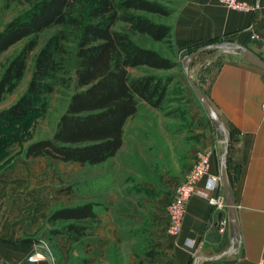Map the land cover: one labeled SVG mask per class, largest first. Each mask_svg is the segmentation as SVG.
<instances>
[{"label": "crops", "instance_id": "1", "mask_svg": "<svg viewBox=\"0 0 264 264\" xmlns=\"http://www.w3.org/2000/svg\"><path fill=\"white\" fill-rule=\"evenodd\" d=\"M257 1L256 13H244L226 9L216 0H179L175 16L166 24L171 27L173 46L190 50L194 45L218 39L249 49L264 60V0ZM213 56H196L197 62L190 63L189 75L217 114L227 136L226 143L200 106L191 109L192 123L183 131L175 127L171 132L169 119L161 116L158 124L164 127L158 133H127V121L121 148L102 163L113 160L118 169L131 167L125 161L123 166L122 159H118L126 147L125 136L129 134L136 148L126 161L134 158L149 173L148 177L142 174L141 179L124 175L122 182H114L111 177L109 201L113 207L124 201L125 211L120 215L111 209L110 213H100V219L108 221L110 241L128 243L132 251L139 234L143 241L146 239L139 247L152 251L153 257L142 264H194L197 259L202 260L201 264H258L264 257V119L260 112L264 103V72L241 57L217 62L219 57ZM225 144L226 174L235 207L236 229L231 225L226 204L217 209L209 203L212 198L224 197L221 156ZM141 146L139 151L143 155L137 151ZM203 149L216 151L209 158L208 176L196 185L178 235H168L164 205L196 154ZM28 170L23 161L9 167L0 166V195L15 196L19 211L14 217L20 220L37 202L31 192L23 196L26 188L21 194L22 190L16 186L23 178L30 177ZM210 177H219L221 182L210 188ZM104 179L101 177L97 182L102 183ZM96 203L102 205V202ZM130 203L138 206L130 208ZM120 220L126 223L125 239L120 237ZM214 232L218 237L209 240ZM29 252L28 246L0 242V264H20Z\"/></svg>", "mask_w": 264, "mask_h": 264}, {"label": "trees", "instance_id": "2", "mask_svg": "<svg viewBox=\"0 0 264 264\" xmlns=\"http://www.w3.org/2000/svg\"><path fill=\"white\" fill-rule=\"evenodd\" d=\"M10 1L22 4L23 9L0 31V55L28 41L2 67L0 102L23 79L27 59L38 47L37 36L46 30L54 32L34 54L26 90L0 113V119L21 121L39 111L57 88L72 90L52 136L30 143L23 152L25 158L50 157L63 163L99 165L121 148L124 126L136 115L139 102L162 110L173 77L129 75V69L139 67L160 71L177 68L171 59L131 39L135 34L156 42L170 38V26L143 15L168 16L170 10L160 0ZM118 24L125 27L116 28ZM2 146L0 156L5 153ZM97 207L94 202L62 207L53 211L48 221L51 225L71 222L65 228L78 241Z\"/></svg>", "mask_w": 264, "mask_h": 264}, {"label": "rangeland", "instance_id": "3", "mask_svg": "<svg viewBox=\"0 0 264 264\" xmlns=\"http://www.w3.org/2000/svg\"><path fill=\"white\" fill-rule=\"evenodd\" d=\"M160 2L170 10L168 16L143 15L156 23L166 25L171 22L175 16L176 11L179 8V0H160ZM22 9L23 5L18 2L0 0V31L5 24L17 16ZM124 27V24H118L116 28ZM53 32L54 29L46 30L37 36L38 47L30 53L27 59V68L24 77L14 92L7 95L4 100L0 102V113L11 106L26 90L32 71L34 54ZM131 39L137 45L156 50L162 56L171 59L177 64V68L170 71L153 70L146 67L129 69V75L131 78L154 74L163 77H173V81L168 85L166 101L162 110L153 109L146 103L139 102L136 115L127 120V133L138 131L156 134L158 131L163 130L161 128L164 127V124H158V117L161 116L169 119L167 121L168 124L170 123L171 127L170 125L167 126L170 127L171 132L175 127L176 129L180 128L181 131L187 130L189 124L192 123L191 118H189L192 112L191 109H198L200 107V103L198 102L190 84V79L195 83L189 75L191 61L197 62L195 61L196 56L202 55V57L205 58L209 54L211 56L214 55L213 57L217 55L219 57L216 59L217 62L231 60L234 57L242 58L241 54H237L231 50L209 49L193 57L187 70H185L183 67L184 59L191 53L207 46L229 43H224L225 41L223 40L211 44L200 43L194 45L190 50H182L175 49L171 38L162 42H156L148 36L135 34ZM27 41L28 40H23L22 42L17 43L0 55V75L2 73V67L5 65L6 61L20 52ZM187 73L190 79L188 78ZM71 92V89L65 90L63 88H57L55 92L47 96L45 105L42 106L39 111L29 114L21 121L3 122V120L0 119V144L3 143L2 147L5 149L4 155L1 154L0 156V166L4 167L7 165L9 167L10 165L13 166L23 161L25 166L29 169L26 171L27 176L30 177L23 178V181H20L16 186L22 190L21 194L24 188H26L25 190L27 193L23 194L24 197L29 196L30 192L32 197H37L35 206L31 208V211L28 214L21 217L20 220L14 217L15 214L17 216V211H19L17 208L19 204L15 196L11 195L9 197V194L0 195V202L2 203L0 204V242L28 246L30 252L27 255L33 252L42 253L44 260L40 263L142 264L153 257L152 251H147L149 249L142 250V248L139 247V245L146 241V239L143 241V238L139 234L137 242L131 251V247L128 243H115L114 241L109 240V236L107 235L109 232L107 227L108 221L100 219V213H103L104 211L108 213L111 211H118V215L125 211L124 201L120 203L119 206L114 207L109 201L108 195L110 194L109 190L112 186L110 185L112 178H114V182H122L124 175H131V177L136 175L135 178L138 179L142 178V174L143 177L149 176V173L144 170L146 166H142V163L138 164L134 158H132V161H126V158L130 156L136 148V146H134V141H130L132 139L129 137V134L125 136L126 147L122 154L118 156V159H122L123 166H125L124 161L125 163H128V165H131V167H128L126 170L116 168V163L113 162V160L110 162L108 161L105 164L101 163L102 165L89 166L77 163H63L60 160L50 157L27 159L23 156L25 148L30 143L50 138L52 136L59 116L64 111ZM156 137L157 136L155 135V138ZM130 142L132 143L131 146L129 145ZM138 147L137 151L140 155H143L142 152L140 153L139 151L142 149V146L140 149ZM202 152L209 154L208 159L216 153V151L212 149H203L198 154ZM198 154H196L193 163L187 170L183 179L176 185L169 200L164 205L163 213L166 222V232L168 229V219L166 217L165 208L172 201L176 188L184 181L186 175L191 170ZM101 177H105V179L102 183H98L97 180ZM117 178L118 180L115 181ZM29 179L31 182H29ZM12 192L14 194L15 190ZM86 202H102V205H98L95 209V217L85 223L87 230L78 241H75L73 237H70L65 228V225L71 222H58L55 225L49 223L48 218L53 211L62 207L81 205ZM129 205L130 208L138 206L136 203H130ZM186 207L187 205L184 209V216ZM119 222H121L120 237L125 239L126 223L124 220H120L118 223ZM11 231L12 234H9ZM53 231H57L58 234L54 235L52 233ZM167 234L171 235L168 232ZM25 258L20 264H24ZM261 260L264 261V257Z\"/></svg>", "mask_w": 264, "mask_h": 264}, {"label": "built area", "instance_id": "4", "mask_svg": "<svg viewBox=\"0 0 264 264\" xmlns=\"http://www.w3.org/2000/svg\"><path fill=\"white\" fill-rule=\"evenodd\" d=\"M217 2L220 3V5H223L226 9L238 12L256 13L259 9V3L257 0H254L252 3H246L243 0H217ZM260 110L262 118L264 119V103L261 104ZM208 156L209 154H205L204 152L198 154L191 170L186 175L184 181L176 188L172 201L165 208L166 217L168 219L167 232L171 235H177L179 233L184 218L185 206L194 194L198 182L205 176H208ZM219 182H221L219 177H210V188ZM209 203L217 209H222L225 206V199L223 196H219L210 199ZM43 260L44 256L42 253L33 252L27 255L24 264H39ZM259 264H264V261L261 260Z\"/></svg>", "mask_w": 264, "mask_h": 264}, {"label": "water", "instance_id": "5", "mask_svg": "<svg viewBox=\"0 0 264 264\" xmlns=\"http://www.w3.org/2000/svg\"><path fill=\"white\" fill-rule=\"evenodd\" d=\"M209 49L231 50L237 54H241L242 58L245 62H247L248 64H250L254 67L259 68L260 70H262L264 72V60L261 57L256 55L251 50L243 48V47L235 45V44L211 45V46H207V47H204L202 49H199V50L195 51L194 53H191L190 55H188L184 59V62H183L184 69L187 70L188 65H189L190 61L193 59V57H195L199 53H201L205 50H209ZM187 76H188V74H187ZM188 78L190 79L189 76H188ZM190 84H191V87H192V89L196 95L198 102L200 103L202 110L207 115L208 119L211 121L215 130L221 133L222 138L224 139V142L226 143L227 136L223 130L222 124H221L217 114L215 113V111L213 110L211 105L209 104L205 95L202 93V91L199 89V87L191 79H190ZM226 155H227V145L225 144L224 151H223L222 156H221V180H222V185H223V189H224L225 204L227 207V211L229 213V219H230L232 227L236 229L237 223H236L235 207H234V203H233L231 193L229 190V185H228V181H227V174H226V165H225ZM212 237H218L217 232L212 233L211 236L209 237V240H212ZM201 262H202L201 259H197L196 261H194V264H201Z\"/></svg>", "mask_w": 264, "mask_h": 264}, {"label": "bare ground", "instance_id": "6", "mask_svg": "<svg viewBox=\"0 0 264 264\" xmlns=\"http://www.w3.org/2000/svg\"><path fill=\"white\" fill-rule=\"evenodd\" d=\"M245 13H249V12H245ZM192 196H193V195H192ZM192 196H191V197H192ZM190 199H191V198H190Z\"/></svg>", "mask_w": 264, "mask_h": 264}]
</instances>
